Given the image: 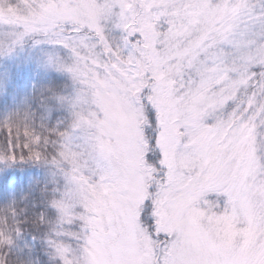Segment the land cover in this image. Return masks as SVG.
<instances>
[{"label": "snow or ice", "instance_id": "1", "mask_svg": "<svg viewBox=\"0 0 264 264\" xmlns=\"http://www.w3.org/2000/svg\"><path fill=\"white\" fill-rule=\"evenodd\" d=\"M116 8L126 60L86 58L93 95L72 102L100 118L86 113L90 122L46 130L61 138L50 162L69 154L75 161L48 205L59 221L75 217L84 225L76 264H264V0H0V57L13 56L33 32ZM20 9L28 19L5 15ZM173 9L199 31L191 48L166 60L154 54L153 42L157 27H167L171 39ZM193 51L211 71L189 81L181 70L184 87L177 90L173 65ZM46 66L63 68L51 56ZM242 87L251 89L242 111L220 116ZM4 128L0 163L48 162L49 135L27 123L21 131L12 119ZM209 192L217 194L215 204L207 203ZM0 223L6 225L4 216ZM48 243L71 264L63 245Z\"/></svg>", "mask_w": 264, "mask_h": 264}, {"label": "clouds", "instance_id": "2", "mask_svg": "<svg viewBox=\"0 0 264 264\" xmlns=\"http://www.w3.org/2000/svg\"><path fill=\"white\" fill-rule=\"evenodd\" d=\"M99 2L103 3L104 0H99ZM253 3H256V0H253ZM170 15L175 17L176 29L172 33L171 39H169L168 30H166L164 39L160 41L163 45L160 49L161 57L166 60L179 56L191 48L199 31V29L186 28L182 22V13H179L176 9H173ZM89 25H92V27H89ZM74 26L78 30H75ZM125 33L121 10L116 8L104 14L95 11L83 14L80 19L62 20L58 27L48 33L40 31L27 36L22 48L17 47L13 56L19 55L23 59L31 53L41 64H46L49 56H51L54 61H58L63 66L61 71L65 74L61 82L39 85L29 95V103L51 109V115L46 122L47 126L41 125L39 129H36L28 124L30 130L35 129L41 134H46L48 128L56 129L52 127V124L57 119L62 121L59 125L61 131L70 130L77 119L90 122L89 115H86V113L92 115V121L100 118L95 116L93 114L94 110H90L87 105H78L75 108L72 106V102L78 94L86 93L89 98L93 95L90 82L84 75L88 68L84 61L89 57L92 60H99L101 64L111 62L113 57L116 60H126L122 49ZM109 45H111V48L108 47ZM203 50L201 49V51ZM109 51L112 53L111 56L108 55ZM208 55H214V52H209ZM173 66L176 67L177 90L184 87L183 80L179 77L181 70H183L184 76H187L189 81L211 71L210 67H203V59H198L194 51L183 65H180V60L177 59ZM67 68H72L74 71L69 72L66 70ZM257 71H261V69H257ZM250 91V88L242 87L236 99L234 101L230 100L228 105L221 109L219 115L226 117L233 111H242L240 104L250 95ZM184 94L181 93V95ZM56 97H63L64 100L62 102L58 101ZM3 99L9 102L7 94L4 95ZM13 104L21 109L24 107L19 96L16 97ZM144 123L147 125V120ZM24 124L21 121H15L14 127L18 125L22 131ZM0 127L4 128V122L0 123ZM261 135H264V131L261 132ZM60 139V137L53 135L51 151H48L46 156L48 162L42 161L40 163L44 166L41 175L42 181L49 182L48 174L53 172L55 174V185L46 190L48 200L52 198L54 189H60L61 191L64 189L66 174H69L75 167V161L70 154L65 158L57 157V164L50 162L57 150ZM217 199L218 196L215 192L207 194L209 205L215 204ZM0 216H3V214H0ZM32 224L33 231L25 232V238L31 235L35 236V239L28 240L29 245H31L29 250L23 247V240L16 239L18 233L13 224L0 223V264H64L55 248L48 243L50 239L63 245L67 249V260L71 261V264H76V259L83 254L84 225L79 219L73 217L61 222L55 210L52 209L51 214L42 224L36 220H33ZM53 228L56 229L55 232L52 231ZM57 232L60 235H57Z\"/></svg>", "mask_w": 264, "mask_h": 264}, {"label": "trees", "instance_id": "3", "mask_svg": "<svg viewBox=\"0 0 264 264\" xmlns=\"http://www.w3.org/2000/svg\"><path fill=\"white\" fill-rule=\"evenodd\" d=\"M63 80L62 76L56 73H42L39 74L37 81L34 83L33 91L39 85H48L50 82H61ZM14 89L12 85H9L5 89V94L9 96V102L4 99L0 100V123L4 122L6 117V109L12 111L13 103L10 102L14 96ZM4 94V95H5ZM30 116L37 123V128L41 125L47 126V120L51 115V109L44 106H37L35 104L29 103ZM14 120L13 118H10ZM14 122V121H13ZM61 120L57 119L53 121L52 127L60 130L59 125ZM150 125V121H147ZM29 124V123H27ZM142 132L145 137H151L152 128L142 122ZM51 129V128H48ZM39 132V131H38ZM50 139L53 137V133L47 132ZM7 140V130L0 127V151ZM9 171V170H8ZM0 175V214H3L6 225L13 224L16 228L20 229V232L16 235L17 240H23V247L31 249L29 245V239H35L34 235L25 238V232L33 231L32 221L36 220L41 223L49 217L52 210L48 205V197L46 196V190L50 189L48 182L42 181L41 177L34 178L31 183H26L24 178H19L14 175L10 180V174L7 171ZM12 212H15V216H12ZM41 217H44L43 221Z\"/></svg>", "mask_w": 264, "mask_h": 264}, {"label": "rangeland", "instance_id": "4", "mask_svg": "<svg viewBox=\"0 0 264 264\" xmlns=\"http://www.w3.org/2000/svg\"><path fill=\"white\" fill-rule=\"evenodd\" d=\"M19 2L20 0H11V3L13 5L18 4ZM5 15H10L14 19H28V13L25 12L23 9H20L13 13H5ZM157 15L163 17L164 13L161 11L157 13ZM166 30L167 27H157L155 29L156 34L159 36V38L154 40L153 50L154 54L158 57H161L160 49L163 47V45L160 43V41L164 39ZM43 71L44 73H56L62 76L63 79L65 77V74L62 73L61 70L52 67H47L46 64H41L38 59H35L32 56L31 53H29L23 59H21L19 55L11 57H0V76L7 77L5 82L0 83V100H2L4 97L6 87L12 85L14 89L13 92L15 98L12 97V100H10V102L13 103L16 100V97L19 96L21 103L24 105L23 109H21L19 106H14L13 104L12 111L8 110V107L6 109L5 114L7 119L13 118L14 122L21 121L23 123H29L34 128H37V123L30 116L29 95L33 93L34 83L37 81L39 74ZM147 127L150 126L147 125ZM149 130H151V127L149 128ZM79 143L80 141L78 139L73 141L74 146ZM48 150L51 151V144L48 146ZM75 150L79 151L78 148ZM43 167L44 166H42L40 163H34L32 161H23L8 165L0 163V175L5 173L3 171H7V173L10 174V180L11 178H13L14 175L16 177L18 175L19 178H24L26 180V183H31L34 178L41 177ZM48 175V183L50 185V188H52L53 185H55V174L53 172L49 173ZM147 219L148 217H146L145 220L146 226Z\"/></svg>", "mask_w": 264, "mask_h": 264}]
</instances>
